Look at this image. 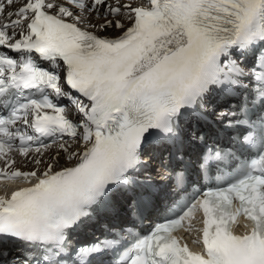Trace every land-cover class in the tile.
<instances>
[{
	"label": "snow or ice",
	"instance_id": "6c2138e0",
	"mask_svg": "<svg viewBox=\"0 0 264 264\" xmlns=\"http://www.w3.org/2000/svg\"><path fill=\"white\" fill-rule=\"evenodd\" d=\"M109 29L120 34H102ZM0 49V181L30 184L0 196V264H104L114 241L73 257L69 230L113 192L135 191L146 140L179 153L186 141H206L185 121L208 125L212 114L223 131L247 132L234 143L258 147L257 158L155 224L118 264H264V0H0ZM217 92L236 108L210 107ZM44 139L59 149L51 162L42 159L51 147ZM61 153L71 163L58 167ZM16 155L35 169L17 167ZM230 158L209 147L197 164L205 172ZM241 216L251 227L236 234ZM179 229L199 233L198 251L174 235ZM13 241L39 255L8 261Z\"/></svg>",
	"mask_w": 264,
	"mask_h": 264
},
{
	"label": "bare ground",
	"instance_id": "6f19581e",
	"mask_svg": "<svg viewBox=\"0 0 264 264\" xmlns=\"http://www.w3.org/2000/svg\"><path fill=\"white\" fill-rule=\"evenodd\" d=\"M102 34L105 35V36H108L110 38H114L115 36L119 35L120 33L118 31H113V30L109 29V30H107L106 32H104ZM69 113L72 116H75L76 118H78V114L75 113V111H74V109H72V107L69 108ZM58 152H59L58 147L47 151L46 156H45V158L43 160L45 162H51L50 161V157L51 156H56ZM58 162H59L58 163V167L59 166H66V165L71 163L70 161L67 160L66 154H63V153H61L60 156L58 157ZM34 166H35L34 164H31L30 168L34 169ZM42 167H43V165H41V168ZM58 167H57V170H58Z\"/></svg>",
	"mask_w": 264,
	"mask_h": 264
}]
</instances>
